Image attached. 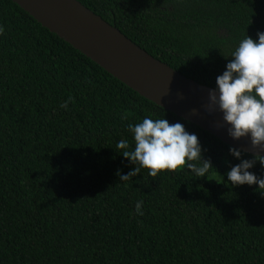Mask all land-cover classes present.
I'll list each match as a JSON object with an SVG mask.
<instances>
[{"label":"trees","instance_id":"obj_1","mask_svg":"<svg viewBox=\"0 0 264 264\" xmlns=\"http://www.w3.org/2000/svg\"><path fill=\"white\" fill-rule=\"evenodd\" d=\"M77 1L212 89L224 57L264 32V0ZM0 27V264H264V194L227 181L240 162L230 146L141 97L12 0H0ZM145 117L195 133L212 164L206 176L141 169L120 182L116 172L135 166L116 144H132L128 125ZM250 171L264 178L258 162Z\"/></svg>","mask_w":264,"mask_h":264},{"label":"clouds","instance_id":"obj_2","mask_svg":"<svg viewBox=\"0 0 264 264\" xmlns=\"http://www.w3.org/2000/svg\"><path fill=\"white\" fill-rule=\"evenodd\" d=\"M224 58L228 62L223 73L216 77V86L209 91L208 110L218 108L232 140L250 138L252 147L264 152V32H257L256 40L246 35L230 57ZM71 99L69 97L60 107L67 110ZM128 131L133 143L121 139L116 148L135 167L127 174L118 170L116 175L120 182L138 176L141 169H147L150 177L164 171L187 170L198 179L205 177L212 167L211 161L203 157L204 150L197 135L189 133L181 122L145 117L139 123L129 124ZM229 154L240 162L226 173L227 181L233 187L256 185V190L264 194V178L250 171L257 162L264 167V155L245 159L235 147L229 148ZM142 206V200L136 203V213L141 216Z\"/></svg>","mask_w":264,"mask_h":264},{"label":"water","instance_id":"obj_3","mask_svg":"<svg viewBox=\"0 0 264 264\" xmlns=\"http://www.w3.org/2000/svg\"><path fill=\"white\" fill-rule=\"evenodd\" d=\"M50 32L80 51L141 97L201 128L230 147L264 155L250 138L232 140L218 108L208 110L212 88L186 78L138 47L77 0H12Z\"/></svg>","mask_w":264,"mask_h":264},{"label":"rangeland","instance_id":"obj_4","mask_svg":"<svg viewBox=\"0 0 264 264\" xmlns=\"http://www.w3.org/2000/svg\"><path fill=\"white\" fill-rule=\"evenodd\" d=\"M217 177H219V176H217ZM217 177H214V176H213V177H211V179L213 178V179L215 180Z\"/></svg>","mask_w":264,"mask_h":264}]
</instances>
